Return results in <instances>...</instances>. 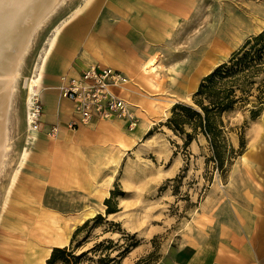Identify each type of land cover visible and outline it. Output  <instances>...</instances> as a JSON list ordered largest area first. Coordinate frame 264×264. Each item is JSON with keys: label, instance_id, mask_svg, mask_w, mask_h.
<instances>
[{"label": "rangeland", "instance_id": "374dc122", "mask_svg": "<svg viewBox=\"0 0 264 264\" xmlns=\"http://www.w3.org/2000/svg\"><path fill=\"white\" fill-rule=\"evenodd\" d=\"M82 2L63 0L36 28L10 96L9 147L0 172V264H45L52 247L68 245L78 227L73 246L76 254H86L82 264L103 254H121L120 264H170L172 247L193 241L224 242L222 228L225 223L229 226L228 203L236 186H251L264 200V110L252 117L248 104L223 114L232 151L222 167L211 158L202 133L185 126L192 135L185 144L187 137L166 123L175 103L194 105L193 94L203 76L264 28V0H195L189 16L178 18L170 41L158 47L153 61L157 67L141 70L145 81L126 75L128 90L122 96L132 104L136 122L130 128L119 120L120 131L130 141L118 127H98L116 140L103 150L90 145L78 150L90 154L82 169L90 173L89 185L73 187L67 175H77V163L82 162L67 167L69 155L58 161L66 167L60 165L54 177L36 171L31 160L23 167L18 164L25 147L31 151L32 142H41L39 135L30 141L27 131L24 80L55 26ZM64 151L71 153V148ZM77 187L86 192H73Z\"/></svg>", "mask_w": 264, "mask_h": 264}, {"label": "crops", "instance_id": "0c3cea01", "mask_svg": "<svg viewBox=\"0 0 264 264\" xmlns=\"http://www.w3.org/2000/svg\"><path fill=\"white\" fill-rule=\"evenodd\" d=\"M194 2L91 0L81 14L66 23L57 36L55 48L47 56L39 80V97L43 109L42 126L37 133L41 142H32L31 151L27 149L22 167L31 160L35 162L36 171L54 177L60 165L66 167L58 164V161L71 156L67 167L74 166L75 163L70 164L73 161L82 163H77L80 168L77 175H67L68 185L88 187L87 178L90 173H84L82 169H85L83 161L90 154L86 156L78 150L82 151L88 145L95 150L105 149L107 142L116 140V137L107 131L99 132L97 128L118 127L120 131L122 121L118 120L115 126L113 119H101L89 125L69 128L73 104L60 95L58 86L61 77L78 75L89 65H101L117 69L131 79L145 81L141 77V70L146 60L155 57L158 47L164 41H170L178 18L189 16ZM125 90H128L127 86L120 91L121 94ZM52 124L58 126L57 139L46 136ZM120 134L127 138V143L130 141V136L121 131ZM68 148H71V153L64 154ZM96 159L99 161V157ZM85 190L77 187L72 191L83 193ZM258 193L251 186H236L232 192L233 197H230L233 201L228 203L229 226L225 223L226 226L222 228L225 241H193L172 247L168 250L169 263L264 264V200H260V196L256 195ZM93 213L80 216L78 222Z\"/></svg>", "mask_w": 264, "mask_h": 264}, {"label": "trees", "instance_id": "16d2710c", "mask_svg": "<svg viewBox=\"0 0 264 264\" xmlns=\"http://www.w3.org/2000/svg\"><path fill=\"white\" fill-rule=\"evenodd\" d=\"M193 104L175 103L166 124L174 132L187 137L185 144L192 138L185 126L202 133L208 142L211 158L222 167L223 160L232 151L228 146L223 114L248 104L252 106V117L264 110V28L247 38L228 60L203 76L193 94ZM80 228H76L68 245L52 247L45 264H82L86 254H76V246H73ZM121 256L103 254L87 260L89 264H120Z\"/></svg>", "mask_w": 264, "mask_h": 264}, {"label": "bare ground", "instance_id": "6f19581e", "mask_svg": "<svg viewBox=\"0 0 264 264\" xmlns=\"http://www.w3.org/2000/svg\"><path fill=\"white\" fill-rule=\"evenodd\" d=\"M62 2L63 0H0V172L3 169L5 162L4 160L9 147V142H8L9 131L6 126V117L10 103V96L12 94V91L15 86V82L20 73L19 68L22 62V58L24 57L25 55L24 53L28 50V47L31 43L30 41L33 32L36 30V28L41 24V22L45 18H48V16L51 15V13L54 10H56V8ZM90 2L91 0H83L82 3L78 4L72 9V11L68 14L66 18H64L59 24L55 26L54 30L47 38L41 53H39L40 55L38 61L34 64L32 73L25 78L24 81L27 86V97L25 99L26 100L25 105L27 110V114H26L27 123L29 122V118H30L31 104L33 103V100L39 95V80L41 76V71L46 63L47 56L52 52V50L55 48L57 44V36L59 35L62 27L70 20L75 19L79 14H81L82 11L87 7V5ZM201 54H203V52ZM215 56L216 55H214V57ZM154 58L146 60L143 69L146 70L147 66H149L150 70L154 68L155 64L152 63ZM207 63L209 64V62ZM212 63H214V61H212ZM153 71L154 70H152V72ZM201 72L202 71H200V73ZM191 84L193 83L191 82ZM113 120H119V119H113ZM27 131L31 138L30 141L35 140L38 135L37 131L30 129L28 124H27ZM57 135L58 132L56 134V137ZM26 154H27V148L25 147L21 152L18 167L22 166V163L26 159ZM16 173L17 170L14 171L13 175L11 174L12 178L10 180L9 185L13 183ZM61 236L62 235H58V237Z\"/></svg>", "mask_w": 264, "mask_h": 264}, {"label": "built area", "instance_id": "2783aa9c", "mask_svg": "<svg viewBox=\"0 0 264 264\" xmlns=\"http://www.w3.org/2000/svg\"><path fill=\"white\" fill-rule=\"evenodd\" d=\"M127 81V76L121 71L101 65H89L75 76H62L58 86L60 95L73 104V117L68 126L75 128L101 119H121L132 128L136 122L135 113L132 104L120 92ZM42 109V102L37 96L30 107L29 122L26 121L30 129H41ZM57 132L58 126L52 124L46 136L54 138Z\"/></svg>", "mask_w": 264, "mask_h": 264}]
</instances>
